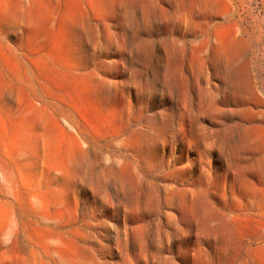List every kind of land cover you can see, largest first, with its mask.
<instances>
[{
	"label": "rangeland",
	"instance_id": "374dc122",
	"mask_svg": "<svg viewBox=\"0 0 264 264\" xmlns=\"http://www.w3.org/2000/svg\"><path fill=\"white\" fill-rule=\"evenodd\" d=\"M0 264H264V0H0Z\"/></svg>",
	"mask_w": 264,
	"mask_h": 264
}]
</instances>
